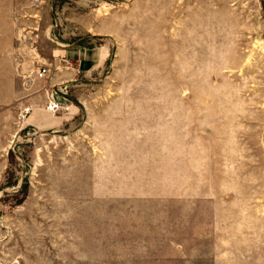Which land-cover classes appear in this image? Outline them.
<instances>
[{"label": "rangeland", "instance_id": "374dc122", "mask_svg": "<svg viewBox=\"0 0 264 264\" xmlns=\"http://www.w3.org/2000/svg\"><path fill=\"white\" fill-rule=\"evenodd\" d=\"M0 3V264H264V0Z\"/></svg>", "mask_w": 264, "mask_h": 264}, {"label": "crops", "instance_id": "0c3cea01", "mask_svg": "<svg viewBox=\"0 0 264 264\" xmlns=\"http://www.w3.org/2000/svg\"><path fill=\"white\" fill-rule=\"evenodd\" d=\"M5 10H8V8L3 7L2 4L0 3V11H5ZM0 90H1V88H0ZM8 91L9 90H6L5 92H8ZM8 105H10V104H8ZM6 107H11V105L5 106L2 103V105L0 106V130L2 132L10 130V128H11V126H12V124L16 118V110H15L14 105H12L13 108L11 110L9 108H6ZM48 121H49L48 117L45 116L43 109L41 108L40 105H35V106H33V108L31 106V113L28 116V122L31 125H33V126L35 125V127L39 128V125L42 126L44 124H47Z\"/></svg>", "mask_w": 264, "mask_h": 264}, {"label": "built area", "instance_id": "2783aa9c", "mask_svg": "<svg viewBox=\"0 0 264 264\" xmlns=\"http://www.w3.org/2000/svg\"><path fill=\"white\" fill-rule=\"evenodd\" d=\"M46 71H47L46 67L40 66L38 68V71H37L38 77L45 76ZM47 109L55 112L58 109L57 102L54 99L48 100V107H47ZM29 110H30V107H25L24 110H23V115H26L29 112Z\"/></svg>", "mask_w": 264, "mask_h": 264}]
</instances>
